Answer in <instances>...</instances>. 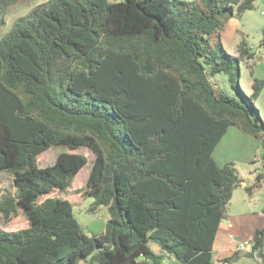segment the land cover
Instances as JSON below:
<instances>
[{
  "label": "trees",
  "instance_id": "16d2710c",
  "mask_svg": "<svg viewBox=\"0 0 264 264\" xmlns=\"http://www.w3.org/2000/svg\"><path fill=\"white\" fill-rule=\"evenodd\" d=\"M17 0H0L4 13ZM255 0H47L18 17L0 38V171L14 191L0 195V264H229L213 259V242L241 179L213 151L231 124L264 139L251 92L240 88L233 62L252 57L244 37L230 54L221 34ZM260 45L264 47V30ZM223 72L238 97L216 91L209 75ZM81 189L90 211L107 207L104 230L87 235L65 190L84 164ZM261 174L251 194L260 186ZM243 185V184H242ZM155 243L160 251L150 247ZM251 252L264 263V225Z\"/></svg>",
  "mask_w": 264,
  "mask_h": 264
},
{
  "label": "rangeland",
  "instance_id": "374dc122",
  "mask_svg": "<svg viewBox=\"0 0 264 264\" xmlns=\"http://www.w3.org/2000/svg\"><path fill=\"white\" fill-rule=\"evenodd\" d=\"M45 1L47 0H17L3 15L4 25L0 28V38L7 33L18 17L27 14L35 5ZM263 28L264 3L263 1L255 0L254 7L242 13V19L239 24L241 33H237L233 39V43L237 45L241 38L244 37L252 52L251 58L244 59L239 63L233 62V72L238 78L240 88L245 93L249 94L251 92V88L247 91L248 89L244 84L243 78L245 77L250 79V83L254 77L263 80L260 93L256 98H253L259 124L264 123V47L260 45ZM225 49L228 53H233L232 46H226ZM209 80L216 91H223L228 95L238 97L235 90L231 88L225 73L217 72L209 75ZM60 151L83 153L87 156V162L76 173L69 187L65 190L54 189L48 194L41 195L39 201H42L47 196L68 199L73 204V214L82 230L89 236L97 235L104 230L109 218V212L105 206H99L96 210L90 211L89 207L93 203V198L84 195L81 191L92 164L93 153L86 147H78L71 150L63 145H53L38 155V165L40 167L51 165ZM213 157L218 164L232 162L241 179V185H238L233 190V197H231V202L227 206L228 212L238 213L242 209L255 211L264 209V139L262 136L246 133L238 125L231 124L214 149ZM258 174H261L260 186L255 187L252 193L248 194L242 184L243 186H252L255 184ZM14 189L12 175L6 171H0V195L6 191L13 192ZM27 226L28 220L21 210L7 221L4 220L0 213V229L2 230L12 231ZM149 244L153 250L160 251L155 243L150 241Z\"/></svg>",
  "mask_w": 264,
  "mask_h": 264
},
{
  "label": "crops",
  "instance_id": "0c3cea01",
  "mask_svg": "<svg viewBox=\"0 0 264 264\" xmlns=\"http://www.w3.org/2000/svg\"><path fill=\"white\" fill-rule=\"evenodd\" d=\"M259 1H263L264 3V0ZM241 19L242 14L240 17L233 16L228 19L220 38L224 48L226 46H232L233 53L236 52V43H233V39L237 33H241V29H239ZM243 81L248 89L247 91H249L251 84L250 79L245 77L243 78ZM263 225L264 209H259V211L242 209V211L238 213H231L227 210V217L220 223L213 242L212 248L214 261L230 256L233 253H238L237 258L229 264H260L259 259L252 254L248 247L241 250L237 248V244L239 241L252 240L255 231L263 227ZM163 263L180 264L179 261L166 254Z\"/></svg>",
  "mask_w": 264,
  "mask_h": 264
},
{
  "label": "built area",
  "instance_id": "2783aa9c",
  "mask_svg": "<svg viewBox=\"0 0 264 264\" xmlns=\"http://www.w3.org/2000/svg\"><path fill=\"white\" fill-rule=\"evenodd\" d=\"M251 246H252V240L239 241L237 244V248L241 250L245 249L246 247H248L251 250Z\"/></svg>",
  "mask_w": 264,
  "mask_h": 264
}]
</instances>
